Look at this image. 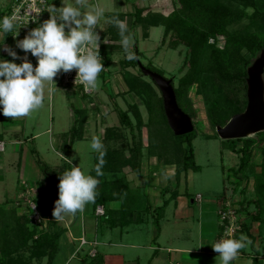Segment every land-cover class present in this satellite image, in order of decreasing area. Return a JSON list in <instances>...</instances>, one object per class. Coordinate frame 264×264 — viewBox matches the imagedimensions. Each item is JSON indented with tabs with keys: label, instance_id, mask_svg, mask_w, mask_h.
<instances>
[{
	"label": "trees",
	"instance_id": "obj_1",
	"mask_svg": "<svg viewBox=\"0 0 264 264\" xmlns=\"http://www.w3.org/2000/svg\"><path fill=\"white\" fill-rule=\"evenodd\" d=\"M170 5L168 12L135 6L131 11L110 12L108 15L110 19L113 16H118L124 21L129 18V30L139 28L143 39L148 37L150 27L161 26V43L166 42L171 49L180 45L185 47V71L178 78L176 86L171 84L178 106L191 117L194 129L190 133L174 135L168 126L163 100L154 82L143 76L140 71L131 73L128 70L137 66L142 54L137 44L134 46L136 59L129 61L124 58L118 29L107 23L102 32L103 40L107 39L100 43L99 50L104 62L113 60L114 53L122 54L118 60L119 72L126 90L121 94L136 96L147 112V118L144 120L139 103L128 102L126 108L118 109L119 125L106 127L104 131L107 141H120L119 127H126L130 132L129 144L126 140L122 141L119 147H105L106 163L102 169L104 175L98 178L99 195L95 203H92L94 209L98 204L119 202L117 209L106 208L102 216L109 227H123L130 223L134 211L144 199L129 187L127 178L128 173H140L144 158L152 157L162 165H173L176 176L186 174L188 170L199 169L194 157V138L198 134L206 138L217 136V125H224L231 116L245 109L247 69L256 57L264 53V0H171ZM4 12L0 11V17ZM4 39H8L7 34ZM20 62L21 60L18 64ZM146 67L163 76L161 69L149 63ZM262 78L264 82V72ZM194 98L197 102L200 101L205 112V122L202 123L205 128L201 132L197 131V102ZM73 111L75 112L74 109ZM76 111L80 113L83 110ZM83 122L84 118L79 125H76L75 121L66 132L68 141H62L61 151L70 148L75 139L82 138ZM142 127L147 128L145 146L141 141ZM3 136V132H0V141H3ZM226 141L229 143L228 148L238 155V163L232 169L235 178L234 192L239 196L235 193L233 201L238 203L244 218L240 221L241 229L237 232V237L246 234L251 238L254 223H258L260 231H264V130L252 137ZM125 149L128 151L126 155ZM258 149L261 161L255 163L252 159ZM98 156L99 153L92 152L93 161L88 172L92 176H95L94 167L98 163ZM54 168L50 171L44 165L43 172L45 175L49 173L53 177H59L69 169H66L65 164ZM248 171L254 177V198L246 196V186L250 179ZM164 189L168 190L170 187L165 186ZM17 207L0 205V264H35L33 260L43 255H47L46 264H51L57 250L60 229H55L50 233L51 236L47 230L38 231L37 228H40L31 224L27 211L18 212ZM155 210L161 212L162 206H157ZM42 213L48 218V229L53 216L44 211ZM78 214L79 212L76 215ZM29 241L36 251L27 257L19 255V251ZM85 258L83 257L82 264L99 263L97 255L89 262H86Z\"/></svg>",
	"mask_w": 264,
	"mask_h": 264
},
{
	"label": "rangeland",
	"instance_id": "obj_2",
	"mask_svg": "<svg viewBox=\"0 0 264 264\" xmlns=\"http://www.w3.org/2000/svg\"><path fill=\"white\" fill-rule=\"evenodd\" d=\"M5 2L6 0H0V6L4 5ZM89 3L93 6L98 5L104 9V18L96 28V32L99 36L103 25L105 23L107 25V21L110 20L109 15H106L107 12L131 11L135 6L148 7L151 10L162 12H168L171 8V0H89ZM247 10L250 12L249 8ZM125 21L129 27V18ZM130 31L134 34L135 43L137 44L138 49L142 52L138 59L141 65L146 67L149 63L158 69H161L163 76L169 78L171 83L176 86L178 78L185 71V67L183 66L185 47L180 45L175 49H171L167 46L166 42L161 43L163 32L161 26L150 27L149 35L145 39L141 37V31L139 28ZM101 36V42L106 41L103 40ZM3 41V44H5V39ZM12 47V49L17 52L16 42ZM121 55L122 54L119 52L114 53L113 60L105 64V71L102 72L98 78L99 86L93 92L99 99L101 98L103 102H106L109 105L108 107H110V112L103 117H101V115L98 117H89V111L87 109H82L83 111L80 113L76 111L81 102L87 104L89 101L93 100L92 95L78 98L79 100H76L75 97L74 99H71L73 96H71L68 91L66 92L65 89H61V87L56 86V84L52 87L48 82L45 83L44 87L45 99L43 107L39 111L33 113L30 117L13 120L4 117L2 111H0V132H3L4 134V151L0 152L1 206H16V196L22 191V182L25 181L27 185L29 184L30 186L36 187L37 190L34 197L35 203L41 214L45 217V214L42 213V211L45 210L47 190L46 176L43 172L44 165H46L50 171L55 169V166H62L64 164L66 165V169H70L72 165L64 158L67 157L68 159H71L73 165L80 167L85 174H88L93 161L92 152L94 151L90 148L93 137H99L105 147H119L122 145V141L126 140L128 141V144L130 143V132L126 127L118 128L119 134H121L119 138L120 141H107L104 138L106 127L119 125L118 109L126 108L127 103L133 101V99L139 103V109L143 119L146 120L147 118L146 109L141 105L136 96L132 94H125V96L116 94L118 90L121 89V86L118 87L119 83L117 82L118 78L121 80V74L119 72L120 64L118 62ZM29 57H33L31 56V53L29 54ZM0 60H13L7 52L3 51L2 46H0ZM14 62L16 63L17 60ZM33 66L35 67L34 64ZM128 70H130L131 73H139L138 71L141 72L138 64L136 67H131ZM145 77L149 78L148 76ZM121 84H123L122 81ZM191 91L193 92V90ZM194 101L197 102L196 98H194ZM196 107L197 115L195 119L197 123V131L201 132L202 129L205 128L203 127L204 124H202L205 122V112L200 101L196 103ZM83 118L82 138L75 139L70 148H67L68 146L65 142L67 149L61 151L60 145L62 141H68L66 132L70 130L75 121H77L76 125H79V122H82ZM252 136L254 135H251L250 137ZM226 140L228 139H222L218 136L206 138L205 136L198 134L193 140V149L195 162L199 165V169L196 171L189 170L186 175L181 174L176 180V183L174 180H170L175 183L174 185H170L171 188L175 189L178 195L188 201L190 206L194 208V219L190 217V219L185 222V219L182 218L180 221L184 223L177 228L180 229V231L188 230V228L192 227H194V230L196 231L198 210H200V213L203 211L209 216H214L218 225L219 220L217 211L221 205V201L226 197L233 198L235 193L237 195V192H234L235 178L232 168L238 163V155L228 148L229 143ZM141 141L143 146L147 145L146 127H142L141 129ZM262 146L264 147V142L262 143ZM124 152L126 155L128 153L127 149H125ZM260 155L259 149L256 150L252 160L257 162L255 159L260 158ZM159 167L162 168V166ZM159 167H153V169L158 170ZM163 170L164 173H167L165 168H163ZM41 176L43 177L42 179H40ZM172 176H174V174ZM248 176L254 178L251 172H249ZM198 193L202 196L200 203H191L190 200ZM169 195V193H166L164 194V197L167 198ZM246 196L248 198H254V191H248ZM171 203H173V201ZM171 203L165 208L166 212L164 215L162 216V213H160L158 218L161 219L160 228L162 229V237L167 238L171 237L172 232L170 230L172 228L176 229L174 228V222L177 217H173V205ZM106 206L107 205H104L105 209L108 208ZM251 206L252 205H250V207ZM20 208L23 212V207ZM90 212L91 211L86 213L91 215L92 218L87 222L84 221V224L80 223V218L77 220L75 219L79 216L78 214L75 216H66L64 219L57 222L50 221L48 229H46L47 224L42 228L43 230H47L49 235L55 229H60V238H58L57 246L58 251L55 252V257H53L51 264H64L65 261H67L66 264H82V261H79L78 257L84 254L87 246L79 245L78 236L83 234L87 238H92L91 235L95 227L97 226L98 228H101L103 227L102 225H104L103 217L93 216L92 212ZM166 218H168V220H166ZM154 224L158 225L159 222L155 220ZM149 225H151V223H148V225L143 223L138 224L135 227L136 229L141 228L145 231L150 228L148 227ZM133 226L134 224L129 228L130 232H132L134 228ZM118 227L121 228L120 226ZM42 229L37 228L38 231ZM122 229H126V227H123ZM207 229L208 226L203 224L201 230L202 236L206 234ZM70 231H72V236H77L78 240L69 239L68 232ZM111 232L112 234H116L118 233V229H114ZM190 238L191 235L189 236L188 241ZM261 238L264 246V237ZM180 241H182V239H180ZM191 244H193L192 240L189 242V245ZM78 245L80 248L78 252L69 258V252L74 251ZM204 248L209 249L207 246ZM255 248L257 249V247ZM35 251L36 248L29 241V243L22 248L18 254L27 257ZM249 252L250 249L247 247L245 249V254ZM259 253L263 256L264 250L260 248ZM205 256V253L187 254L186 256H183V258L194 259V261L199 264L200 262L201 264H211V258L207 259ZM248 258L249 257H246L241 251L238 258L232 261L231 264H251L252 258H250V260ZM87 259L89 262L90 258ZM214 259L219 262L217 256L214 257ZM182 260L183 259L181 258L180 261ZM33 261H37L38 264H45L47 261V255H43V258H36V260Z\"/></svg>",
	"mask_w": 264,
	"mask_h": 264
},
{
	"label": "clouds",
	"instance_id": "obj_3",
	"mask_svg": "<svg viewBox=\"0 0 264 264\" xmlns=\"http://www.w3.org/2000/svg\"><path fill=\"white\" fill-rule=\"evenodd\" d=\"M44 10L49 13V18L16 41V47L25 53L23 58L3 44L6 34L11 33L13 38L18 35L15 17L0 19V46L13 58L12 61L0 60V111L8 119L30 117L39 111L44 104L45 83L54 85L55 78L61 72L75 70L74 83L84 85L86 91H94L99 86L98 78L104 64L99 54L101 38L96 28L104 18V9L91 5L89 0H74V3L63 0L62 7L51 4ZM32 19L35 22L36 17ZM107 22L118 29L124 58L129 61L136 59L134 34L127 22L118 16H113ZM29 52L37 60L35 67L27 59ZM17 59L21 60L19 64L14 62ZM90 148L99 153L98 163L94 167L95 176L85 174L80 167L72 164L71 159L64 157L72 167L59 176L58 199L52 210L56 220L82 213L86 205L95 203L99 195L98 178L104 175L102 169L106 163V149L99 137H93ZM203 244L201 242L199 246ZM251 244L248 236L241 234L239 238L220 239L211 247L218 253L220 264H231L241 250Z\"/></svg>",
	"mask_w": 264,
	"mask_h": 264
},
{
	"label": "crops",
	"instance_id": "obj_4",
	"mask_svg": "<svg viewBox=\"0 0 264 264\" xmlns=\"http://www.w3.org/2000/svg\"><path fill=\"white\" fill-rule=\"evenodd\" d=\"M64 2L74 3V0H64ZM59 5L60 7L63 6V0H59ZM109 13L110 12H107L106 15H108ZM105 25L106 23L102 27L100 36L102 35V32L106 28ZM104 40L107 39L105 38ZM18 56L23 58L25 56V53L22 52L21 54H18ZM27 58H29V60L31 58L29 57L28 53H27ZM18 61H20V59H17V62ZM121 81L122 79L121 80H119V78L117 79V82L119 83L118 87L121 86V89H119L116 94H121V92H123L126 89L124 82L122 81L123 84H121ZM255 160H257V162L255 163H260L261 157L258 159L256 158ZM159 166H162V168H160ZM153 167L154 168L159 167V169L156 170L153 169ZM163 168L166 169L168 174L166 172L164 173ZM173 174L174 176H172ZM179 176H176L175 168L173 165H162L157 161H155V159L152 157L149 159L144 158V160L141 163L140 173L127 174V178L129 180V187L136 194H139L142 198H144L142 199L140 206L138 205V209L134 211L132 216V221L127 225L123 226L126 227V229H122L123 227L119 228L118 226L109 227L106 222H103L104 225H102L103 227L101 228H98L97 226L96 227L93 226L95 227V229L92 232L91 235L92 238H87L85 237V235L80 234L78 236V239L83 237L86 243L82 245L87 246V248L84 251V254L78 257L79 261H82L83 257H86L85 261L88 262L87 258H90L91 260L93 256L97 255V259H99L98 264H199L196 263L194 259L183 258V256H186L187 254L205 253L206 254L205 257L207 259L211 258V262H210L211 264H219L218 260L214 259V257L218 256V253L214 252L211 247V244H213L221 234V227L219 226V224L217 225L214 216H209L206 214V212L203 211L202 213H200V210H198V215L196 218L197 219L196 231L198 232L194 230V227L188 228V230H181V231L180 229H177L180 227L181 224L184 223L180 221L182 218H184L185 220L184 219L183 220L186 222L187 220L190 219V217L193 219L195 217L193 212L194 208L190 206L188 201L184 200L181 196H179L177 191L171 188L170 186L171 184L174 185L176 183V180L178 179ZM250 179L253 182L252 177H250ZM170 180H174L175 183L174 181L171 182ZM165 186H169L170 189L168 190L164 189ZM166 193L170 194L169 197L167 198L164 197V194ZM172 201L173 203H171ZM190 201L191 203L193 202L200 203V201L196 200L195 197L192 198ZM170 203L173 205V213H174L173 217L176 216L177 218L175 219L176 221L174 222V228L176 229L172 228L170 230L172 232L171 237L167 238V237H162V233H161L162 229L160 228L161 219L158 218L160 213H162L161 214L162 216L164 215V213L166 212L165 208H167L170 205ZM119 205H120L119 202H111L106 207L117 209ZM157 206H162L161 212H157L155 210ZM17 208H18L17 210L18 212H22L19 206ZM89 211L92 212L93 216L95 215L94 209L92 207V203L87 204L84 211L82 213L79 212V216L76 217L75 219L77 220L80 218L81 220L80 223L84 224V221L87 222L92 218L91 215L86 213ZM155 217L157 218L156 219L157 222H159L158 225L154 224ZM166 220H168V218H166ZM51 221L57 222L60 220H56L52 218ZM143 223H146L147 225L148 223H151V225L148 226L150 228L148 229L145 228L146 229L145 231H143L141 228L136 229L135 226ZM133 224H134L133 226L134 228L132 232H130L129 228ZM203 224L208 226V229L206 230V234L204 236H202V232H201ZM97 228L99 229V231ZM114 229H118V233L112 234L111 231H113ZM68 234L70 240L77 239V236H72V231L68 232ZM189 234L191 235L190 240H192L193 243L191 245H189L190 240L188 241V238L190 236ZM261 237H264V231L262 230L260 231L259 224L254 223L252 226V237L251 238L248 237L252 241V244L248 246L250 252L245 254V249L241 250L246 257H249L248 258L249 260L250 258H252L251 264H264V255L261 256V253H259L260 248L264 250ZM180 239H182V241H180ZM201 242L204 243L203 246H199ZM79 245H80V241H79ZM79 245L76 247L74 251L69 252V258H71L75 253L78 252V250L80 249ZM206 246L209 247V249H205L204 247ZM255 247H257V249ZM57 251H58V247L56 252ZM91 251H95V254L90 255L89 253ZM41 258H43V256H41ZM181 258L183 259L182 261H180ZM33 262L35 264H38L37 261L36 262L33 261ZM66 263L67 261L64 262V264Z\"/></svg>",
	"mask_w": 264,
	"mask_h": 264
},
{
	"label": "built area",
	"instance_id": "obj_5",
	"mask_svg": "<svg viewBox=\"0 0 264 264\" xmlns=\"http://www.w3.org/2000/svg\"><path fill=\"white\" fill-rule=\"evenodd\" d=\"M51 4L55 5L56 7H60L58 0H43V3L42 0H6L4 5L0 6V11H5L0 19L5 16L15 17L16 23L18 25V35L13 38V35L11 33H8V39H5V44L13 48L12 46L17 40L22 39L32 28L39 26L44 20L48 19L49 13L44 9ZM34 17H36L35 22L32 19ZM22 52L23 51L21 49L17 48V54H21ZM100 56L102 58V63L104 64V70L102 71L104 72L106 63L104 62L103 56L101 54ZM27 59L29 60V58ZM29 61L33 62L34 65H36L37 63L35 57H31ZM75 77V70L69 73L61 72L55 78V84L56 86H60L61 89H65L66 92L68 91V93L73 96L71 97V99H74L75 97L76 100H79L78 98L84 97L86 95H92L93 100L89 101L87 104L81 102L77 107V109H87L89 111V117H98L99 115L103 117L107 113H109V105L106 102H103L101 98L99 99L98 96L93 93L94 91H86L84 85L78 82L74 83ZM54 85H52V87ZM133 101L135 100L133 99ZM3 150L4 142L0 141V152H2ZM22 183V191L16 196L15 199L16 206L23 207V212L27 211L28 218L31 224L42 229L46 226L48 218L44 217L41 214L40 210L37 207V204L35 203L34 197L37 189L34 186H30L29 184L27 185L25 181H23ZM248 191L253 192V182L251 179H249L247 182L246 194ZM201 198L202 196L200 194H196V200L201 201ZM104 212V205L98 204L95 206L94 214L96 216L101 217L104 215ZM217 215L219 220L218 223L221 227V234L215 240V242L223 238H238L237 232L241 229L240 221L244 218V214H242L239 210L238 203H235L233 201V198L231 197L224 198L221 201V205L217 211ZM79 241L80 245L86 243L83 237L79 238ZM89 254L94 255L95 251H91Z\"/></svg>",
	"mask_w": 264,
	"mask_h": 264
},
{
	"label": "water",
	"instance_id": "obj_6",
	"mask_svg": "<svg viewBox=\"0 0 264 264\" xmlns=\"http://www.w3.org/2000/svg\"><path fill=\"white\" fill-rule=\"evenodd\" d=\"M138 66L144 76H148L157 86L162 100L163 109L169 128L174 135H184L193 131L191 117L177 104L175 92L169 78H165L153 70L141 65ZM264 53L254 59L247 69V103L245 109L234 114L222 126L217 125L215 131L222 139L246 138L264 130ZM47 190L45 213L52 214L55 201L58 199L59 177L47 173Z\"/></svg>",
	"mask_w": 264,
	"mask_h": 264
}]
</instances>
